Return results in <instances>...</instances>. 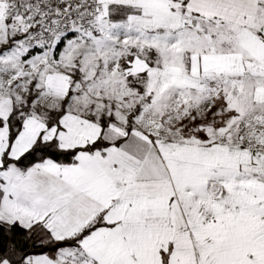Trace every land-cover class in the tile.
Here are the masks:
<instances>
[{
  "label": "snow or ice",
  "instance_id": "6c2138e0",
  "mask_svg": "<svg viewBox=\"0 0 264 264\" xmlns=\"http://www.w3.org/2000/svg\"><path fill=\"white\" fill-rule=\"evenodd\" d=\"M0 264H264V0H0Z\"/></svg>",
  "mask_w": 264,
  "mask_h": 264
}]
</instances>
